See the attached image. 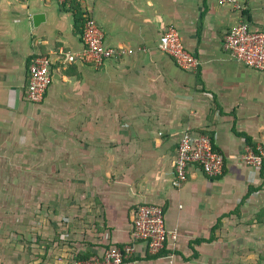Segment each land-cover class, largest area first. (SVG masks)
I'll return each mask as SVG.
<instances>
[{"label": "crops", "instance_id": "1", "mask_svg": "<svg viewBox=\"0 0 264 264\" xmlns=\"http://www.w3.org/2000/svg\"><path fill=\"white\" fill-rule=\"evenodd\" d=\"M238 5L0 0V264H66L120 246L146 203L163 209L164 246L153 254L139 241L123 264H264V165L242 159L264 148V71L222 44L239 21L264 32V0ZM86 15L125 53L97 66L59 61L82 48ZM169 26L195 70L158 48ZM38 55L52 60L51 83L33 103L28 66ZM183 132L210 138L224 158L219 176L192 165L175 178Z\"/></svg>", "mask_w": 264, "mask_h": 264}, {"label": "built area", "instance_id": "2", "mask_svg": "<svg viewBox=\"0 0 264 264\" xmlns=\"http://www.w3.org/2000/svg\"><path fill=\"white\" fill-rule=\"evenodd\" d=\"M57 1L62 3L65 0ZM219 3H232L239 7L238 0H219ZM81 40L82 48L79 51L63 53V58L58 60L62 63L81 61L97 66L110 57L125 53L124 49H114L104 44L103 32L88 15L85 16ZM222 44L237 61L252 69L264 71L263 31L251 28L245 21H239L225 33ZM158 48L182 69L195 70L199 64L198 58L185 48L172 26L159 35ZM51 65L52 60L48 55H38L31 60L26 88L28 101L39 103L43 100L51 83ZM242 159L257 171L264 165V148L260 145L254 149L247 147ZM223 161V155L213 149L208 136L183 132L179 137L173 160V173L178 181H184L188 168L196 165L208 177L215 178L222 173ZM167 232L162 207L157 204H142L134 211L128 242L120 246L110 245L91 259H76L66 264H123L126 258L131 257L135 244L139 241H143L148 251L155 254L163 248ZM170 236L175 238L176 234L170 232Z\"/></svg>", "mask_w": 264, "mask_h": 264}, {"label": "trees", "instance_id": "3", "mask_svg": "<svg viewBox=\"0 0 264 264\" xmlns=\"http://www.w3.org/2000/svg\"><path fill=\"white\" fill-rule=\"evenodd\" d=\"M243 15L246 17V20L249 19L248 16V12L246 10L243 11ZM82 19H80L81 21ZM84 24V23H83ZM83 28V27H82ZM82 32V29H81ZM86 255H84V253H79V255L77 256V259H91L92 257H90V255L88 253H85Z\"/></svg>", "mask_w": 264, "mask_h": 264}, {"label": "rangeland", "instance_id": "4", "mask_svg": "<svg viewBox=\"0 0 264 264\" xmlns=\"http://www.w3.org/2000/svg\"><path fill=\"white\" fill-rule=\"evenodd\" d=\"M44 178H46V179L48 180V182L51 181V177H50V175H48V176L45 175ZM29 180H30V182H34V181L36 180V178L32 175V176L29 177ZM66 187H67V183H63L61 188H62L64 191H66ZM48 190L51 191L50 183H49V186H48Z\"/></svg>", "mask_w": 264, "mask_h": 264}, {"label": "water", "instance_id": "5", "mask_svg": "<svg viewBox=\"0 0 264 264\" xmlns=\"http://www.w3.org/2000/svg\"><path fill=\"white\" fill-rule=\"evenodd\" d=\"M44 18V15L43 13H35L32 15V21H33V24H37V22H41Z\"/></svg>", "mask_w": 264, "mask_h": 264}]
</instances>
